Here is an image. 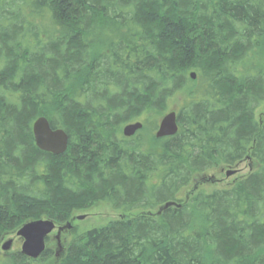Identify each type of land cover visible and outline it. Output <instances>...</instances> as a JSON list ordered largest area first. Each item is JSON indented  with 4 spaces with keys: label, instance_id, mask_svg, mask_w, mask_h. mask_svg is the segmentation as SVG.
I'll use <instances>...</instances> for the list:
<instances>
[{
    "label": "trees",
    "instance_id": "trees-1",
    "mask_svg": "<svg viewBox=\"0 0 264 264\" xmlns=\"http://www.w3.org/2000/svg\"><path fill=\"white\" fill-rule=\"evenodd\" d=\"M111 26L132 40L91 39ZM263 59L264 0H0V244L72 225L60 251L49 237L6 264H264ZM172 99L178 132L157 140ZM41 117L68 135L63 155L36 147ZM144 117L149 133L120 136ZM247 159L232 185L180 198ZM98 203L121 218L73 228Z\"/></svg>",
    "mask_w": 264,
    "mask_h": 264
},
{
    "label": "water",
    "instance_id": "water-1",
    "mask_svg": "<svg viewBox=\"0 0 264 264\" xmlns=\"http://www.w3.org/2000/svg\"><path fill=\"white\" fill-rule=\"evenodd\" d=\"M196 74L191 73L190 78L196 80ZM143 129L141 122L128 124L122 130V135L125 138L134 137L139 131ZM33 136L36 147L45 153L53 156L63 155L69 145V137L65 131L61 129H52L50 122L47 118L41 117L33 124ZM178 132L177 113L171 111L167 113L159 123L158 129L155 134L157 140L171 138ZM234 172H227L226 176L230 177ZM173 203L166 204L163 208L166 209L172 206ZM176 205V204H175ZM84 217H78V220H83ZM72 229V225L57 227L51 220H37L29 222L21 227L16 236L22 241L21 254L26 258L37 261L46 251L47 239L56 232L55 240L57 247L61 250V236L64 231ZM13 240H9L3 244L2 250L7 252L12 248Z\"/></svg>",
    "mask_w": 264,
    "mask_h": 264
},
{
    "label": "rangeland",
    "instance_id": "rangeland-1",
    "mask_svg": "<svg viewBox=\"0 0 264 264\" xmlns=\"http://www.w3.org/2000/svg\"><path fill=\"white\" fill-rule=\"evenodd\" d=\"M263 63H264V59H263ZM169 102H170V100H169ZM178 106H179V101L172 99V103H169L168 109L165 112V114L163 116L157 118L156 120L154 118V120L156 121V125L159 126V123L162 120V118L167 113H169L171 111H176L178 109ZM257 117L259 118V120H261V123H264V107H261L259 109V111L257 112ZM144 120H145V117L142 119H138L137 122L144 123L145 122ZM154 120H153V122H151V124H152L151 126H153ZM133 123H135V122H132L131 124H133ZM124 127L125 126H122L120 136H122V130ZM150 128H152V127H150ZM157 129H158V127H157ZM157 129L152 130V135L154 137H155ZM149 132H150V129H149V126H147L146 129L141 130L137 134H144V133L147 134ZM147 139H149V138L147 137ZM250 167L252 170L255 169L253 161L247 159V160L239 163L238 165H236L234 167L226 168V167L221 166L220 168L208 171L205 174L197 175L193 179L192 183L188 187H186V189H184L183 192H181L180 198H182L184 200H188L189 192L191 194H193V192H192L193 189L196 192H198V191H202V190L203 191H212L215 189L226 188V187L232 185L239 178H242V177L248 175L252 171L250 169ZM229 171L234 172V174L230 177H227L226 173ZM135 213L136 212H133V214H135ZM121 215L122 214L113 210L109 205L103 204V203H98L87 211H82V212L76 213V215H75L76 217L84 216V219L81 221L76 220L74 224L76 226H78L80 228V230H82V231L83 230H89V229H92L94 227L105 226L109 221L119 219ZM55 235H56V231L52 233L51 238L54 237ZM66 236L68 238H70L68 234H66ZM52 239H54V238H52ZM9 240H13V245L9 251L5 252L2 250V246L4 243H6ZM21 247H22V241L16 236V234L10 235V236H7L6 238H4V240L0 244V264H6L7 262H9L10 258L13 256V254L21 251ZM53 247H55V246L53 245ZM54 251H56V248L54 249Z\"/></svg>",
    "mask_w": 264,
    "mask_h": 264
},
{
    "label": "flooded vegetation",
    "instance_id": "flooded-vegetation-1",
    "mask_svg": "<svg viewBox=\"0 0 264 264\" xmlns=\"http://www.w3.org/2000/svg\"><path fill=\"white\" fill-rule=\"evenodd\" d=\"M114 31L117 32V35H115ZM127 31H128V28H127ZM104 32H105V35H101L102 37L99 34V36L97 38L92 37L91 39H94L95 41H97L99 39V42H103V43H106V42L108 43V42H110V40L111 41L115 40V42H120L123 40L128 41V40H132L133 33H134V32L126 33V31L124 29L119 28V27H114V28L112 27V29L105 30ZM135 137H136V135L132 138H128L127 140H132ZM124 139H126V138H124ZM250 169H251V167H250ZM121 216H120V218H121ZM75 220H78V217H76ZM74 223H75V221H73V228H74ZM65 232H63L62 237L64 236Z\"/></svg>",
    "mask_w": 264,
    "mask_h": 264
}]
</instances>
